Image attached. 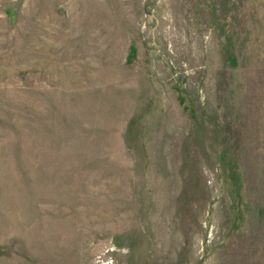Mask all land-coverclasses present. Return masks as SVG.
<instances>
[{
	"label": "rangeland",
	"instance_id": "rangeland-1",
	"mask_svg": "<svg viewBox=\"0 0 264 264\" xmlns=\"http://www.w3.org/2000/svg\"><path fill=\"white\" fill-rule=\"evenodd\" d=\"M0 264H264V0H0Z\"/></svg>",
	"mask_w": 264,
	"mask_h": 264
}]
</instances>
